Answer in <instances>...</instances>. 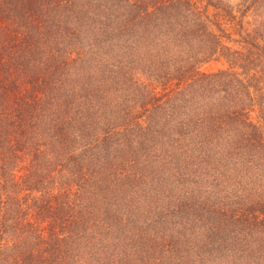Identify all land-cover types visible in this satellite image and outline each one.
I'll return each mask as SVG.
<instances>
[{
  "label": "trees",
  "instance_id": "1",
  "mask_svg": "<svg viewBox=\"0 0 264 264\" xmlns=\"http://www.w3.org/2000/svg\"><path fill=\"white\" fill-rule=\"evenodd\" d=\"M0 264H264V0H0Z\"/></svg>",
  "mask_w": 264,
  "mask_h": 264
}]
</instances>
